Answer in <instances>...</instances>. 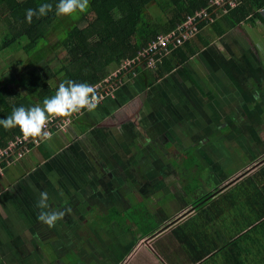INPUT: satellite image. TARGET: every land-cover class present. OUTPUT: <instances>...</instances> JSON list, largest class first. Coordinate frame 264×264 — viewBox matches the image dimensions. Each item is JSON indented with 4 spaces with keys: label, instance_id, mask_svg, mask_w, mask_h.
<instances>
[{
    "label": "rangeland",
    "instance_id": "374dc122",
    "mask_svg": "<svg viewBox=\"0 0 264 264\" xmlns=\"http://www.w3.org/2000/svg\"><path fill=\"white\" fill-rule=\"evenodd\" d=\"M149 11L150 14L158 20L159 17H161L160 15L163 9L157 2H153ZM80 15L81 13H77L73 16H64V18L66 17L69 19V25L72 22V18L76 20ZM163 15L164 19H168L170 13L163 12ZM219 22L225 29V33L223 35H216L214 39L218 41L212 40V44L209 45V47H206V49L204 48L192 56L187 64L185 63L189 71V77L192 71L196 73V75L190 77L189 84L191 88H195L200 96L205 99L201 103L198 102L196 104L203 107L202 115H199L201 111H198V113L197 111L195 112L194 116L197 122L190 123L189 120L183 117L178 118L174 123V128L169 132L171 133V139L166 142H152V136H154L159 127H151L148 130L147 127L152 124V120L146 118L144 110L133 112L134 107L131 109L130 106V104L134 103V99L130 97L131 93L129 92L128 85L130 84L129 82L133 80L137 83L140 82L141 75L137 72V76L133 78L129 75H124L126 85L122 89L120 88L117 90V92L114 91L115 94L114 92L111 94V96H115V100H117L115 109L118 108V110H113L110 113L109 110L104 109L101 114L97 115L101 117L107 116L105 120L101 118L103 121L98 120V122L102 124L92 127L88 135H80V137H77L78 134L81 133L80 129L76 126H72L67 131L59 133V135L54 137V140L52 139L50 141L54 150L50 147L48 150L44 148L49 151L47 156H50L49 158L52 159V163L58 162L60 164L61 161H63L66 165V161L63 160L65 157L61 154V152L64 151L67 154V166L71 163L75 170V166L77 169L79 168L78 160L83 161L87 152H90L89 159L93 158L95 160V156H98V162H100L102 150L97 151V147L100 143L105 142V150L111 155V160H113L114 164H124L123 169L125 171L128 170L127 167L129 165L127 164L130 162H132L133 167V169L128 170L127 175L124 176L119 174L120 171L122 172L121 169L112 171L113 174L117 175L114 178L112 176L109 178V181L114 182V188H121V190H143V185L146 182L144 180L146 174L157 179L153 180L154 185L146 187L150 189L143 195V197L148 196L144 199L146 208L144 204H138L136 213H113L112 211H109V213L107 209H102L100 206V212L104 217L97 219L98 221H96L95 224L119 225L113 232L115 236H117V234L120 235L119 230L122 226L128 227L129 229L135 228L134 230L137 233L143 231L148 233L150 227L154 228L157 225H161V219L164 217L167 218L168 216L170 217L171 214L175 212L174 209H177L181 205V203L180 205L167 203V200H171V197L168 196L172 190L170 184L171 180L175 181L177 178V175L173 173H176V171L172 170L171 164L169 163L172 159L174 160L179 158L178 156H181L180 163L185 169L180 170L179 173L188 172L191 174L192 178H194L193 180H189L187 179L188 176L185 178L184 176L181 177V182L183 184L182 190H184L185 193L187 192L188 196L185 197V199L197 197L206 190V187L201 188L198 192L193 194H190L187 190L186 186L198 182L196 181V178L199 176L197 173L201 174V178L206 174L210 175V183L213 182L218 184L220 183L219 180L232 175V173H236L238 169L241 171L247 167L244 170L246 171L264 160V90L261 91L258 89V84H261V82L264 87V22L260 20L258 24L256 23L255 25L249 22H243L241 25L233 26L229 21L228 14H223L219 18ZM240 29H243L242 33L239 32ZM214 32L216 33V31ZM52 37L55 38L56 34H53ZM205 37L208 39L207 41L210 42V36L206 34ZM243 47L247 48V55L251 54L248 58V64L252 67L248 66L247 69L245 68L246 65L244 61L241 59V55L245 54L244 49H242ZM17 49L18 51H12L7 57L5 60L7 63L16 59L23 60L27 58L25 52L19 50L20 47H17ZM64 55V52H61L60 56L54 55L53 57L56 58L55 62H53V57L50 55L49 59L52 61L50 68L54 69L55 67L56 69L59 58L64 57ZM25 59L22 63V68H16L15 72L17 74L22 72V79H20V82L22 81L21 86L17 89L18 93L21 92V95L25 93V87H23L24 79L26 80L25 68L27 65ZM27 64H29V61H27ZM40 66L41 65H37L33 69L38 70ZM218 66L221 68L218 69ZM45 67H49V65L47 64ZM8 69V65L0 59V70L5 72ZM225 70L232 71L233 74H238L242 79V83H238L237 86H235L236 82L233 81L229 85V89L225 88L223 83L225 80H228V75L225 73ZM50 71L53 72L51 69L46 71L48 73L47 75L50 74ZM181 73L183 72L181 71ZM52 74L55 75L56 72ZM261 79H263V81H261ZM52 81V84L56 83L55 79H52ZM168 82L169 80L164 84L168 85ZM181 85L182 84H178L176 86L177 89L183 92L186 98H189L187 93V88H189V86L185 85V87H182ZM241 85H243V87L240 89L239 87H241ZM10 87L13 88L14 86L11 85ZM161 87L162 85L159 84L154 87V90L160 89ZM203 91H211L213 95L211 97L214 99L211 101L202 95ZM176 95H178V97L180 96V98L183 96L179 92L176 93ZM127 100H129L128 104H126ZM192 102L194 103V101ZM105 103L106 102L99 105L97 109L102 107ZM136 103L141 104L142 101L139 100ZM150 108L156 111L155 107L150 106ZM202 118L204 120H202ZM188 123H190L188 127L192 129L191 133H189L190 131L187 133L182 130ZM189 141H191L194 148L183 150V144H186V142L189 143ZM130 148L132 151H130ZM167 150L170 151V153H168ZM80 153L84 155H80ZM179 153L182 154L179 155ZM42 156H45L42 151L29 155L26 161L17 164V167L7 171L8 177H10L11 180L15 179L12 174L13 170L25 172V166L27 168L37 167L38 163L43 158ZM51 159H44L42 162L50 166L51 163L49 161ZM105 159L106 160H103L105 163L106 161H110L106 156ZM129 159L131 160L127 163ZM253 160L256 161L251 165ZM24 164L26 165L23 166ZM103 166H100V168H103ZM98 168L99 165L94 166V169L98 170ZM103 170L105 171V168H103ZM49 171V167H43L42 169L37 168L36 172L33 171L30 174H26V180L21 187L33 188L34 190L40 188V191L44 188H48L46 186L47 176L45 174ZM60 171L61 170H58V172ZM99 171L100 170H98V173L94 172V175L97 176L96 178H101ZM132 173L142 174V177L138 175H129ZM3 175L4 170L0 168V177ZM23 175H25V173H23ZM51 177L57 178L53 175H51ZM66 178H60L62 179L61 184L63 186L67 184V182L63 180ZM1 183L4 184L5 182L1 181ZM104 184V179L98 181V187H102ZM74 185L77 187L75 181ZM73 191L74 189L71 190V194ZM130 192L131 191H129V193ZM133 193L137 194L135 191ZM206 193L207 190L202 195L204 196ZM208 193H211V191H208ZM125 194H127V192H124L122 195ZM90 200H92V198ZM94 203L98 205V202L93 199L91 205ZM50 204L54 205L53 203ZM78 204L80 205V202ZM153 206L157 207L158 213L161 216L155 214L157 211H155V213L150 212ZM113 208L121 210L120 207ZM71 210L73 212L72 215H75L76 218L78 216L76 214L78 208L74 206ZM83 210L86 212V209H81V212H83ZM97 213L99 214V212ZM34 223L35 224L30 225L37 227L39 224H42V222L38 220V217H34ZM13 226H17V224L4 225L9 231L12 230ZM41 226L43 228V225ZM89 229L96 234V230L91 226ZM18 231L20 232L21 230L18 229ZM103 232V237L99 239V243L102 245L107 243L111 248V252L109 249H106V247L105 249L102 248L100 251L105 252V254L111 253L112 256H115L117 246L112 244L115 240L111 237L112 235L108 234L106 226ZM54 234L55 233H53L51 237L46 236L47 239L42 241L44 247H42V249L45 251H42L36 239L33 238L31 240L34 248H37L42 254L39 258L43 260L44 264L48 262L46 253L51 259L49 264H53L57 257L58 263L55 262V264H100V262L96 261V256L93 251L82 254V252L91 245H82V240L77 238L78 231L76 227L72 232L67 231V239H64V232L63 239L59 238L60 240H58L57 236L55 239ZM15 258L16 257L13 256L5 257V259L9 261V264H16ZM33 259H35V264H38V256Z\"/></svg>",
    "mask_w": 264,
    "mask_h": 264
},
{
    "label": "trees",
    "instance_id": "16d2710c",
    "mask_svg": "<svg viewBox=\"0 0 264 264\" xmlns=\"http://www.w3.org/2000/svg\"><path fill=\"white\" fill-rule=\"evenodd\" d=\"M209 1L210 0H90V6L87 11L81 13L76 20L72 18V22L68 25V18L65 17V19L64 16L56 15L55 5L58 3V0H0V59L8 65L9 68L5 72L0 70V119L9 116L12 110L19 106H42L44 98L53 96L58 90L59 84L66 80L71 79L77 83H89L93 86L103 82L106 78L113 75L114 72H117L124 61L137 57L141 49L152 40L156 39L161 32L172 31L183 20L187 19L188 14H192L196 10L206 7ZM153 2H157L162 7L164 13H170L168 19H164L163 12L158 20L150 14L149 8ZM43 3H52L53 11L46 16L33 17L32 22L28 23L26 19V10L29 8L36 9ZM227 14L233 26L241 25L243 22H249L252 23V25L258 24L260 20L264 22V0H242L237 6L230 8ZM218 22L219 21H216L214 25H220ZM202 24H204V22H202L201 25ZM219 27L220 26H218V29ZM200 32L194 37L185 40L175 49L173 48L170 53H158V65L156 68L147 67V63L137 67V71L142 77L151 78L146 89L156 86L161 79L173 73L176 69H181L182 67V70L185 72L187 71L185 62L204 48L209 47V45L212 44V40H215V37L208 34L211 38V40H209L210 42L207 41L208 39L206 37L201 36L202 38H200L201 40L197 46L191 45L193 39H195ZM224 33L225 29L221 27L217 30L216 35H223ZM53 34H56L55 38L52 37ZM17 47H20L19 50H23L27 55V58H24L27 65L25 68L26 80L24 79L23 85V87H25L24 95H21V92L18 93L17 91L21 86L22 81L20 82V79H22V72H19V74L15 73L16 68H22L24 59H16L10 63L5 61L12 51H18ZM61 52H64L65 55L59 58L56 69L55 67L54 69L50 68L52 64V61L49 59L50 55L52 57L54 55L60 56ZM27 61H29V64H27ZM55 61L56 58L53 57V62ZM47 64L49 67H45ZM37 65H41L38 67V70L33 69ZM49 69L56 72V74L53 75V72L50 71V74L47 75L48 73L46 71ZM129 76L133 77V73ZM228 76L231 77L232 82L235 81L237 84H241L238 74L228 73ZM52 79H55L56 85L52 84ZM237 84L235 86H237ZM11 85L15 88H11ZM125 85L126 83L118 87L117 90L120 88L122 89ZM223 85L225 88L229 89V85L224 83ZM261 86L262 82L258 84L259 90ZM242 87L243 85L239 88L241 89ZM117 90H115V92H117ZM129 92L131 93L130 90ZM101 93L106 96V103L102 105V107H99V109L96 108L97 110L95 109L91 112L85 109L66 118H51L50 132L52 133V138L59 135L62 131H67L72 126H76L80 129L81 133L78 134L77 137H80V135H88L92 127H96L100 124L98 120L103 121L102 119L105 120V118H107V116H97L101 114L104 109L109 110L110 113L113 110L117 111L118 108L115 109V105L117 104L115 96H111L107 91ZM135 94L132 93L131 97ZM202 94L211 101L214 99L211 97L213 96L211 91H203ZM188 97L189 98L184 96L181 97L188 101L187 104L183 105V110H190L192 108L197 109L199 107L201 109L198 108V111H201L199 115H202L203 107L201 105H196L198 101H194L189 95ZM192 101H194V103ZM128 103L129 100L126 101V104ZM199 103H201V101ZM173 113L174 115L179 114L178 111H174ZM194 115V112L189 113L185 115V119L189 120L191 123H195L197 121H195ZM202 120L204 119L202 118ZM65 122H67L68 125L65 126ZM163 125H166V123H163ZM187 128L188 125H186L185 129ZM19 136H23V134L18 127L5 130L3 126L0 125V148L7 147L10 141L15 140L16 137ZM51 140H41L40 145H30L33 149L29 155L40 151L44 152L45 156H42V160H40L37 165L38 168L42 169V165L44 164L42 161L50 157L47 156L49 153L47 150L49 147L53 149L50 144ZM105 145L106 144H104V148ZM188 148L192 147L188 146L186 149ZM101 149H103L102 145ZM80 155L84 154L80 153ZM101 155L104 159L105 156L110 159V161H106L104 165H111L113 168L111 155L105 150L102 151ZM87 161L88 152L83 161L78 160L79 165L83 164L85 170H89L90 177H88L91 179L89 180L88 188L81 189L84 192L90 190L88 198L81 199L83 206L78 203L74 205L78 208L76 212L78 216L75 218V215L69 216V213H67L64 219L56 223L55 227H49L44 223L39 224L37 227L31 226L30 224H17L20 229L24 227H30V229L25 228V235L20 231L18 235H15V240H9V237L6 241H3L0 250V264H9V261L5 259L7 256L16 257V264H35V259L33 258L38 256V264H44L43 260L39 258L42 254L37 248H34L32 244L31 240L33 238L36 239V242L40 243V248L42 249V241L47 239L46 236L51 237L53 233H55L54 238L56 239L57 236L58 240L63 239V232L65 234L64 239H67V231L72 232L75 227L78 231V239L83 233L95 234L89 227H92V224H95L97 219L104 217L99 209L102 204V196L105 191L107 192L113 188L114 182L109 181L111 175L103 177L105 184L102 186L103 191L99 193L98 188L102 189V187H98V181L102 180V178H96L97 176L94 175V172L98 173V170L94 169L98 161L95 159V164L88 163ZM22 162H24V160H19L16 162V165ZM127 168L128 170H132V164ZM58 170H61L59 173L63 178L64 169L60 168ZM246 173L245 171L243 174L246 175ZM26 174L27 173H25V176ZM113 176L116 177L117 175ZM75 178V175L74 177L72 176L78 189H80V182ZM51 179L53 183L51 191H55L56 188H58L59 180L56 182L55 179L57 178ZM232 190L234 192L228 191L227 194H222L216 202L212 203L210 212L216 210L217 214H220L224 209V205L227 207L228 204L230 205L231 203L244 200L241 197L254 199L258 194L259 196H264V164L253 174L245 176L239 184H236L232 188ZM241 193L243 194L239 197ZM39 198L40 196H38L36 201H38ZM91 198L92 200H96L98 205L95 203L91 205ZM241 205H244L243 201ZM64 206L65 205H62V207ZM81 209H86V212L84 210L81 212ZM248 210L256 215L255 218L247 222V224H254L255 221L259 223L263 222L264 224V210L260 209L256 198ZM30 212H32V210ZM97 212H99V214ZM39 213L40 212L35 211L34 216L38 217ZM27 216L26 214V218ZM67 216H69V218H66ZM190 223L192 222L184 224ZM41 225H43V228ZM12 230L16 231V229ZM43 250L44 249H42V251ZM46 255L48 258V262L46 263L49 264L51 259L47 253ZM60 255L63 256L62 254ZM57 258H55L53 264H55V262L58 263Z\"/></svg>",
    "mask_w": 264,
    "mask_h": 264
},
{
    "label": "crops",
    "instance_id": "0c3cea01",
    "mask_svg": "<svg viewBox=\"0 0 264 264\" xmlns=\"http://www.w3.org/2000/svg\"><path fill=\"white\" fill-rule=\"evenodd\" d=\"M218 23L220 25L207 24L206 26H203L200 34L195 39H193L191 45L197 46V44L201 40L200 38H202L203 36L205 37L206 34L216 37V33L214 31L217 32V30L222 27L221 23ZM218 26H220L219 29ZM242 31L243 29L239 30L240 33H242ZM242 49H244L245 54H243L244 56L241 55V59L244 61V64L246 65L245 68L247 69V67L249 66L248 58L251 54H246L247 48L243 47ZM190 60L191 59H189L185 63L187 64ZM220 68L221 67L218 66V69ZM181 71L183 73H181ZM188 73V68L186 72L182 70V67L181 69H176L173 73L168 74L165 78L159 81L157 85L160 84L162 85V87L157 90H154L155 86L146 89L151 79L150 77L141 76V80L139 83L135 82V80L129 82L130 84L128 86L129 90L131 91L130 97L132 96V93H136L132 97L134 99V103L130 104L131 109L134 107L133 112L138 110L145 111L146 118L148 120H152V124L149 127L146 126L148 130L151 127H159L154 136H152V142H166L167 140L171 139V133L169 132L174 128V123L178 118H185V115L193 112L195 113L196 111L198 113V108H189L190 110H183V105L187 104L188 101L176 95V93L179 92L185 97L184 93L180 92L177 89L176 86L178 84H182V87H185V85L189 86V88H187L188 95L194 101L202 102L205 100L202 98V96H200L197 90L195 88H191L189 84L190 77L192 75H196V73L194 71H192V73L190 72V77ZM225 73L227 75L228 73L232 74V71L225 70ZM228 78V80L224 81V84L226 85H230L232 83L231 77L228 76ZM168 80V85H165L164 83ZM239 80L242 83L241 77H239ZM261 81L263 80L261 79ZM260 90H264L263 83ZM139 100L142 101L141 104L136 103ZM150 106L155 107L156 111H153ZM174 111H178L179 114L174 115ZM168 118H170L171 120ZM163 123H166V125H163ZM190 123L186 125L189 126ZM182 130L187 133L189 131V133H191L192 131V129H190L189 127ZM52 139L54 140V138ZM104 144L105 142H102L101 145L103 146V149H101V145H99L97 147V151L105 150ZM188 146H191L193 148L191 141H189V143L186 142V144H183V150ZM130 151H132L131 148ZM61 154H63L65 157L63 160L66 161V165L63 161H61L60 164L57 163L58 165H56L55 163L51 162V158H49L51 159L49 161L51 163L50 166L46 165V163L42 165L47 168L49 167L50 169V171L45 174L47 176L46 186L49 189L44 188L40 191V188L34 190L33 188L21 187L26 180V176L23 175V173L30 174L33 171L36 172V169L38 167H30L27 169V167L25 166L26 164H24L23 166H25L26 169L25 172H20L18 170L12 171V174L15 177L14 180H11L10 177H8L7 171L17 166H9L6 170H4V175L0 177V250L3 241H6L9 237V240H15V235L19 234L18 229L22 231L23 235L26 234L25 228L30 229V227H24L23 229H20L17 226H13L12 229H16V231H9L4 227V225L25 223L33 224L35 217L33 215L35 211H41V209L36 206V200L38 196H40L41 192L46 191L48 193V205L49 209L51 210H66L69 208L72 209V207H74V205L79 202L80 205L83 206L81 199L88 198L90 194V190H86L85 192L81 190L87 189L89 186V180H91L89 178V170H85L83 164L79 165L78 169L75 166L74 170V167L71 165V163L69 166H67V154L64 151L61 152ZM89 154L90 152L88 153L87 162L95 164V160L93 158L89 159ZM181 154L182 153H179V155ZM28 157L24 161H26ZM178 157L179 158L169 161L172 170L176 171V173H173L177 175V178L175 181L171 180L170 184L172 190L168 194V196L171 197V200H167V203H171L173 205H180L181 203V205L177 209H174L175 212L171 214L170 217L168 216L167 218L164 217L163 219H161V225H157L154 228L150 227L148 233H145L144 231L141 233H137L134 230L135 228L129 229L128 227L122 226L119 230L120 235L117 234V236H115L113 232L119 227V225L116 226L115 224H92V228L96 230L97 236L96 234L92 233H83L82 235H80L79 239L82 240V245H91H86L89 247L88 249H85L82 254L93 251L96 256V261L100 262V264H264V224L262 221V223L255 221L254 224H247V222L252 221L256 215L253 212L249 211L248 208L252 205L256 198L258 201V206L260 207V209L264 210V196H259L258 194L254 199L241 197L244 200H240L237 203H231L230 205L228 204L227 207L226 205H224V209L220 214H217L216 210L214 212H210L212 203L216 202V200L222 194H227L228 191L234 192L232 188L236 184H239L245 176L253 174L260 166L264 164V160L246 170V175H244L243 173L245 172L244 170L247 167L242 169L241 171H239L240 169H238L236 173H232V175L219 180L220 184H216L213 182L210 183V175L208 174L201 178V174L197 173L199 176L196 178V181L198 182H196L195 184H189L188 186H186L185 184L184 185L186 186L190 194L196 193L201 188L205 187L207 193L204 196L202 195L206 191L205 190L197 197L185 199V197L188 196L187 192L185 193V191L182 190L183 184L181 182V177L184 176L185 178L186 176H188L187 179L189 180H193L194 178H192L191 174L188 172L179 173L180 170H183L185 168H183V165L180 163L181 156ZM95 158L98 161V156H95ZM103 160L105 159L101 155L100 162H97V165H99L98 170H100L99 174L102 179H104L103 177H107L108 175H111L114 178L113 175L116 174H113L112 171L115 169L122 170V172L120 171L121 173H119L120 175H127V171L123 169L124 164H114L113 162L112 168L111 165L103 166L105 164ZM130 160L131 159H129L127 163H129ZM255 161L256 160H253L251 165ZM130 164H132V162L127 165ZM100 166H103V168H105V171L103 170V168H100ZM60 168L64 169L63 178L69 176L68 178L63 179L67 182V184H65L64 186L61 184L62 179L60 178H62V176L58 172V169ZM51 175L57 177V179H55L56 182L59 180L58 188H56L55 191H51L53 187ZM74 175L76 176L75 179L80 182V189H78V187L74 185V180L72 179V176L74 177ZM129 175H138L139 177H142V174L137 173H132ZM144 180L146 182L143 185V190H121V188L113 187L111 190H108V192L105 191L102 196L103 199L100 206L102 207V209H107L108 212L112 211L113 213H136L138 204H144L146 208L144 199H146L148 196L143 197V195L147 193L148 190H150L146 187L154 185L153 180L157 179L149 174H146ZM1 181H4L5 183L3 184L1 183ZM72 189H74V191L71 194ZM102 191L103 187L102 189L98 188L99 193H101ZM129 191L131 192L129 193ZM134 191L137 194H134ZM208 191H211V193H208ZM124 192H127V194L122 195ZM242 194L243 193H241L239 197L242 196ZM242 201L244 205H241ZM50 203H53L54 205H51ZM62 205L65 206L62 207ZM113 207H120L121 210L115 209ZM31 210L32 212H30ZM155 211H157V213H155ZM150 212L161 216L158 213V209L156 206H153ZM68 213L69 216H72L73 212L71 210ZM26 214L28 215L27 218ZM69 216H67L66 218H69ZM187 222L192 223L184 224ZM105 226L107 228L108 234L112 235L111 237L115 240L112 243L117 246L115 256H112L111 253L105 254V252L100 251L102 250V248L105 249L106 247V249H109V251L111 252V248L107 243H105L104 245L99 243V239L103 237L102 233H104L103 230L105 229ZM38 245L40 246V243H38Z\"/></svg>",
    "mask_w": 264,
    "mask_h": 264
},
{
    "label": "clouds",
    "instance_id": "9594fccd",
    "mask_svg": "<svg viewBox=\"0 0 264 264\" xmlns=\"http://www.w3.org/2000/svg\"><path fill=\"white\" fill-rule=\"evenodd\" d=\"M89 6L90 0H58V3L55 5V12L57 16H73L74 14L87 11ZM52 11V3H43L36 9L29 8L26 10L27 22L31 23L33 17L46 16ZM206 25L205 23L200 25L201 29ZM95 86H98V84ZM95 86L89 83H77L71 79L61 82L53 96L44 98L42 106L16 107L9 116L0 119V125L5 130L18 127L26 139L51 140L52 133L47 130L51 118H66L85 109L91 112L105 102L104 100L98 104L99 98ZM167 152L170 153L168 150ZM28 156L22 160H25ZM54 163L58 165V162ZM2 165L3 170L9 167L4 163ZM12 165H16V162ZM48 199L49 196L46 191L40 193V198L36 205L41 209L38 220L49 227H55L56 223L64 219L71 209L50 210Z\"/></svg>",
    "mask_w": 264,
    "mask_h": 264
},
{
    "label": "built area",
    "instance_id": "2783aa9c",
    "mask_svg": "<svg viewBox=\"0 0 264 264\" xmlns=\"http://www.w3.org/2000/svg\"><path fill=\"white\" fill-rule=\"evenodd\" d=\"M241 2L242 0H210L206 7L188 14L187 19L183 20L172 31L161 32L156 39L141 49L137 57L124 61L117 72H114L113 75L106 78L98 86H95L99 98L98 104L102 103L106 98L101 92L107 91L111 95L118 87L125 83L124 75L133 73V77H136L138 72L137 67L146 63L147 67L156 68L158 65V53H170L173 48L175 49L185 40L199 33L202 22L205 24L216 22L223 14H227L230 8L237 6ZM50 122L48 124V131H50L51 127ZM64 125H68L67 122ZM40 143L41 140L39 139H26L24 136L16 137L15 140L9 142L7 147L0 148V168L3 169V163L6 166H10L24 159L33 149L30 145H40Z\"/></svg>",
    "mask_w": 264,
    "mask_h": 264
},
{
    "label": "flooded vegetation",
    "instance_id": "af4514ba",
    "mask_svg": "<svg viewBox=\"0 0 264 264\" xmlns=\"http://www.w3.org/2000/svg\"><path fill=\"white\" fill-rule=\"evenodd\" d=\"M52 162V161H51Z\"/></svg>",
    "mask_w": 264,
    "mask_h": 264
}]
</instances>
